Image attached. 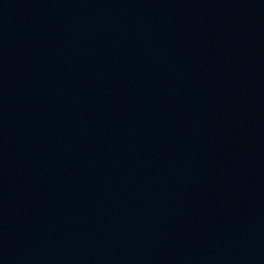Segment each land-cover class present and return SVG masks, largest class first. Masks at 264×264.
Segmentation results:
<instances>
[{
	"label": "water",
	"instance_id": "obj_1",
	"mask_svg": "<svg viewBox=\"0 0 264 264\" xmlns=\"http://www.w3.org/2000/svg\"><path fill=\"white\" fill-rule=\"evenodd\" d=\"M0 264H264V0H0Z\"/></svg>",
	"mask_w": 264,
	"mask_h": 264
}]
</instances>
